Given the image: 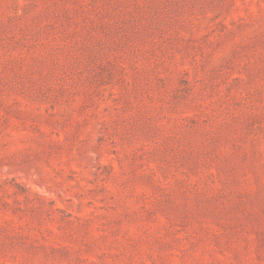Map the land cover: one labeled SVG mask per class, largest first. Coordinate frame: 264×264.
<instances>
[{"label": "rangeland", "instance_id": "1", "mask_svg": "<svg viewBox=\"0 0 264 264\" xmlns=\"http://www.w3.org/2000/svg\"><path fill=\"white\" fill-rule=\"evenodd\" d=\"M0 264H264V0H0Z\"/></svg>", "mask_w": 264, "mask_h": 264}]
</instances>
